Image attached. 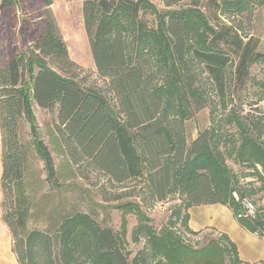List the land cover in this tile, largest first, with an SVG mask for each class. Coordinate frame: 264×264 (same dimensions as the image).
I'll return each instance as SVG.
<instances>
[{"label": "trees", "instance_id": "16d2710c", "mask_svg": "<svg viewBox=\"0 0 264 264\" xmlns=\"http://www.w3.org/2000/svg\"><path fill=\"white\" fill-rule=\"evenodd\" d=\"M211 1L226 17L219 18L216 11L213 24L198 4L162 12L149 0H83L84 29L110 99L76 74L80 67L70 59L51 11L53 0H0L1 181L4 190L14 182L19 192L15 211L3 220L15 240L26 231L30 211L22 183L21 123L30 125L47 179L53 182L58 176L39 137L34 103L56 114L55 129L72 163L87 162L118 186L138 182L147 204L182 196L178 220L187 233L201 234L188 228L193 206L221 204L237 216L242 206L235 194L240 201L257 193L264 199V131L243 114L238 95L247 89L251 70L263 54L257 40L244 37L225 20L251 12L258 0ZM177 5L179 0L167 2L169 8ZM21 15L37 18L21 27L29 45L8 53V35L19 26ZM257 85L264 90V82ZM207 107L212 127L188 143L185 122ZM218 113L222 118L215 121ZM228 160L244 165L252 172L244 177H257L260 187L241 186ZM116 208L123 212L120 232L102 228L88 214L65 217L57 233L59 264H243L227 235L194 247L173 224L156 231L139 202ZM128 214L138 221L132 241L138 243L143 235L146 239L133 260L124 249ZM239 222L264 236L259 211L256 218ZM43 238L39 232L28 234L27 249ZM27 264H35L30 251Z\"/></svg>", "mask_w": 264, "mask_h": 264}, {"label": "rangeland", "instance_id": "374dc122", "mask_svg": "<svg viewBox=\"0 0 264 264\" xmlns=\"http://www.w3.org/2000/svg\"><path fill=\"white\" fill-rule=\"evenodd\" d=\"M149 1L162 12L177 9L179 6L189 7L198 4L210 22L212 24L215 22L214 16L217 8L211 0H179V5L174 8L167 6V2L172 0ZM82 8L83 0H53L51 11L68 48L70 59L80 67V70L76 71L79 79L87 86H95L102 90L111 99L113 97L109 92L107 81L99 77L94 64L84 29ZM217 14L220 16V12ZM219 18L226 17L221 15ZM36 19L32 16L21 15L19 17V26L15 28L13 35H8V53L16 50L15 47L25 49L29 45L26 37L22 38L21 36V27L24 22L30 23ZM146 19L151 21L152 17L147 16ZM225 20L240 28L244 37H252L257 40L258 51L263 54L261 62L251 70L250 84L247 89L238 95L242 98L243 114L255 119L259 123V128L264 131V90L257 85L258 82H264V1L258 0L253 10L245 15ZM33 111L36 116L39 137L52 154L58 176L53 182L47 179L45 163L35 150L30 125L25 122L21 123L18 131L19 146L25 158L22 183L27 202L30 204V211L26 231L17 240L13 236L14 251H16L19 264L28 263L29 251L35 264H59L61 253L57 249V233L65 217L76 213L91 215L102 228H111L120 232L123 212L116 207L129 201L141 204L143 211L151 218L150 225L156 231L173 224V230L194 247L205 244L211 238H218V235L212 232H204L200 236L186 232L182 220H178L180 206L183 207V198L179 194H173L165 202L154 205L147 204L146 196L141 193L142 185L138 182L118 186L104 174L88 168L87 162L79 165L72 163L64 143L55 129L56 114L40 109L35 103ZM210 111V107H207L198 112L194 118L185 122L188 143L193 141L199 131L212 127L211 120L213 118ZM222 115V113L216 114L214 120H220ZM262 140L264 141V134ZM228 164L239 177L241 186L246 189L250 188V184H253L252 188L260 187L257 177H244L252 173L246 170L244 165H238L232 160H228ZM1 177L2 170H0V220L4 221V216H9L15 211L19 192H17L14 182L10 189L4 190ZM247 198L255 204L256 210L264 217L263 195L257 193ZM143 201L144 204H142ZM137 224L136 216L128 214L124 249L131 254V260L144 249L146 244L144 235L138 243L132 241V233ZM32 232H39L44 238L37 242V247L28 250L26 240L28 234Z\"/></svg>", "mask_w": 264, "mask_h": 264}, {"label": "crops", "instance_id": "0c3cea01", "mask_svg": "<svg viewBox=\"0 0 264 264\" xmlns=\"http://www.w3.org/2000/svg\"><path fill=\"white\" fill-rule=\"evenodd\" d=\"M0 167L2 170L1 163ZM188 214V228L191 231L227 235L237 246L239 258L243 264H264V236L244 228L230 207L221 204L193 206L188 210ZM13 243L14 238L10 228L4 221L0 220V264H19Z\"/></svg>", "mask_w": 264, "mask_h": 264}, {"label": "built area", "instance_id": "2783aa9c", "mask_svg": "<svg viewBox=\"0 0 264 264\" xmlns=\"http://www.w3.org/2000/svg\"><path fill=\"white\" fill-rule=\"evenodd\" d=\"M236 200L238 202H240L241 206H242V211L239 215H237V219H243V218H246V219H249V218H256L257 216V210H256V206L255 204L248 200V199H245L243 201H240L239 200V197L237 194L234 195Z\"/></svg>", "mask_w": 264, "mask_h": 264}]
</instances>
